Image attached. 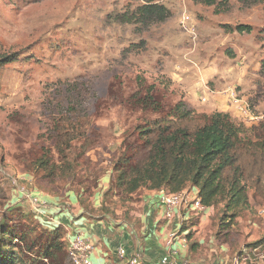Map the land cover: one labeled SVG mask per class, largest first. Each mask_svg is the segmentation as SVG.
<instances>
[{
  "label": "rangeland",
  "instance_id": "obj_1",
  "mask_svg": "<svg viewBox=\"0 0 264 264\" xmlns=\"http://www.w3.org/2000/svg\"><path fill=\"white\" fill-rule=\"evenodd\" d=\"M157 1L170 16L141 23L125 19L146 0H0V51L18 57L0 68V228L33 264H75L70 241L80 213L113 222L136 210L129 203L139 205L146 188L122 192L116 164L142 144L138 128L159 116L142 102L148 93L166 110L182 102L210 115L225 92L238 108L226 112L251 127L248 136L264 133V0ZM241 24L252 31L238 32ZM73 105L88 118L87 133L67 150L73 172L49 177L48 167L61 165L56 131ZM220 209L181 207L189 217L178 219L184 259L232 264L244 251L257 264L259 253L249 251L264 236V201L251 198L228 228ZM49 227L61 228L65 246L50 245Z\"/></svg>",
  "mask_w": 264,
  "mask_h": 264
},
{
  "label": "trees",
  "instance_id": "obj_2",
  "mask_svg": "<svg viewBox=\"0 0 264 264\" xmlns=\"http://www.w3.org/2000/svg\"><path fill=\"white\" fill-rule=\"evenodd\" d=\"M195 1L208 6L217 3V0ZM169 16L170 11L165 5L157 0H146L125 20L149 23L165 21ZM236 30L250 33L252 28L241 24ZM17 60L16 54L0 51V68ZM142 102L145 108L151 106L153 111L159 112V116L138 128L142 144L134 146L135 152L124 153L116 164V184L122 192L133 195L143 187L168 193L193 191L206 207L222 205L219 210L222 228L235 225L251 198L264 201V133L255 138L248 136L251 127L234 121L227 112L201 115L187 109L182 102L166 110L150 93ZM77 108L74 105L68 107L61 117L55 146L61 165L52 163L48 167L49 177L54 176L57 169L61 176L73 172L74 164L68 159L67 150L73 146V141L86 136L89 124L88 118ZM82 146L87 147L86 138ZM130 147L133 148L131 145L127 149ZM47 163L41 161V165ZM55 228L49 227L52 233L48 240L58 250L66 244L65 233L60 227ZM0 231V264H33L15 250L9 239L12 238L11 231L4 227ZM55 250L50 248L49 254H55ZM249 252L252 256L264 252V236ZM246 255L244 251L238 252L241 259ZM250 260L247 259L246 264Z\"/></svg>",
  "mask_w": 264,
  "mask_h": 264
},
{
  "label": "crops",
  "instance_id": "obj_3",
  "mask_svg": "<svg viewBox=\"0 0 264 264\" xmlns=\"http://www.w3.org/2000/svg\"><path fill=\"white\" fill-rule=\"evenodd\" d=\"M193 94L195 95V93ZM219 94L215 101L221 102L217 103L216 106L220 111L225 112L229 107L232 108L231 113L235 116V112L238 110L237 106L228 102L225 92ZM196 106V103H194L192 107ZM129 204L134 206L136 210H133V207L127 208L126 211L129 212H125L123 220H114V223L97 217L87 219L86 215H82V213H80L78 219L66 221V225H71L72 221L73 227L78 226V229H80L79 234H83L94 246L91 256L92 264H127V261L121 259L117 254V248L120 244L126 247L128 256L139 252L146 264H158L169 250L166 245L169 233L174 230L179 231L178 219L182 217L183 220H187L189 218L184 216L178 209L175 212L174 219H166L164 216L165 207L160 200V191L146 189L139 205L135 201ZM104 247H109L113 255L110 253L104 254L102 251ZM186 250L187 248L180 249L179 261L184 259Z\"/></svg>",
  "mask_w": 264,
  "mask_h": 264
},
{
  "label": "built area",
  "instance_id": "obj_4",
  "mask_svg": "<svg viewBox=\"0 0 264 264\" xmlns=\"http://www.w3.org/2000/svg\"><path fill=\"white\" fill-rule=\"evenodd\" d=\"M232 96L239 101L238 106L243 108L240 100L237 99L232 91ZM245 106V105H243ZM247 113V107L243 108ZM160 200L165 207V218L172 220L175 218V212L185 205H191L193 210L205 211L208 207L203 205L201 199L196 193L190 190H184L179 193H168L166 190H160ZM264 212V210L262 211ZM179 231H171L167 237L166 245L169 248L168 252L160 259L158 264H193L186 260H178L181 248H187V239L178 236ZM186 236V235H184ZM94 246L83 234H77L70 241V255L75 264H92L91 256ZM117 254L121 259L127 261V264H146L141 254L138 252L135 255L128 256L127 249L123 244L117 248ZM257 264H264V252L258 254ZM247 259H251L248 255L242 259L235 256L233 264H245Z\"/></svg>",
  "mask_w": 264,
  "mask_h": 264
}]
</instances>
